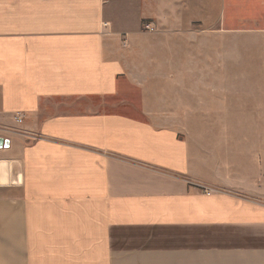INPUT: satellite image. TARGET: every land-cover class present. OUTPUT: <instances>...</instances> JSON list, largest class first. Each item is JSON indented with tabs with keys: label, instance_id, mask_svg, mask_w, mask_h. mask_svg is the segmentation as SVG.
Returning <instances> with one entry per match:
<instances>
[{
	"label": "crops",
	"instance_id": "crops-1",
	"mask_svg": "<svg viewBox=\"0 0 264 264\" xmlns=\"http://www.w3.org/2000/svg\"><path fill=\"white\" fill-rule=\"evenodd\" d=\"M0 264H264V0H0Z\"/></svg>",
	"mask_w": 264,
	"mask_h": 264
},
{
	"label": "built area",
	"instance_id": "built-area-1",
	"mask_svg": "<svg viewBox=\"0 0 264 264\" xmlns=\"http://www.w3.org/2000/svg\"><path fill=\"white\" fill-rule=\"evenodd\" d=\"M145 29H146L147 31H152V27H151L150 24L145 25ZM17 121H18V122H21L20 117L17 118Z\"/></svg>",
	"mask_w": 264,
	"mask_h": 264
},
{
	"label": "rangeland",
	"instance_id": "rangeland-1",
	"mask_svg": "<svg viewBox=\"0 0 264 264\" xmlns=\"http://www.w3.org/2000/svg\"><path fill=\"white\" fill-rule=\"evenodd\" d=\"M144 24H145V23H144ZM143 26L145 27V25H143ZM144 27H143V28H144ZM145 30H146V29H145ZM146 31H147V30H146Z\"/></svg>",
	"mask_w": 264,
	"mask_h": 264
}]
</instances>
